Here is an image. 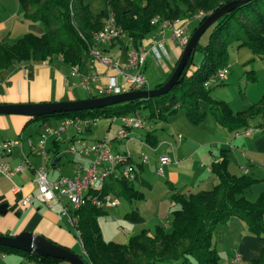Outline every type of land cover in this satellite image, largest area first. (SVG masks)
I'll list each match as a JSON object with an SVG mask.
<instances>
[{
  "label": "crops",
  "instance_id": "obj_1",
  "mask_svg": "<svg viewBox=\"0 0 264 264\" xmlns=\"http://www.w3.org/2000/svg\"><path fill=\"white\" fill-rule=\"evenodd\" d=\"M84 3L94 15L104 6V0H84ZM198 22L194 21V24ZM43 32L42 26L24 19V11L19 0H0V44L13 45L27 33L40 35ZM207 41L208 37L204 45ZM166 46L169 59L163 61L166 62L163 64L165 77L172 72L183 51L172 39L167 40ZM232 46L228 64L229 74L222 84L214 88L213 97L228 104L233 112L237 113L248 109L263 97L264 60L248 47H236L237 44ZM98 48L114 60L126 62V47L123 43ZM71 67L64 62L62 55H55L45 61L15 64L3 72L0 79V104L47 103L93 98L96 95L95 90L88 91L82 85V76L90 70L100 73L103 82H107L111 76H117L119 81L123 79L116 70H110L103 64L93 61L89 48L82 54L80 75L72 76ZM84 91L87 97L83 96ZM142 116L150 130L141 129L144 135L140 133L141 130L139 134L134 135L136 131L134 130L132 136L136 140L130 142L146 147L151 153L149 162L138 167L142 180L134 183L135 188L142 192L144 197L136 200L135 205L130 201L129 209L122 206L121 202L118 206L102 209L105 211L103 215L105 220L116 224L118 231L127 237L125 243L143 230H148L152 235L158 225L171 231L169 216L176 209L172 206L177 207L172 195L212 189L219 181L212 171V165L222 162L223 159L227 161V170L230 174L238 177L249 176L256 180L244 191L243 195L248 200L255 201L264 193V123L260 118L253 120L249 127L232 131L222 126L211 114L198 125L193 124L183 111L177 112L166 122L150 121L145 113ZM31 119L32 117L23 115H0V140H21V146L15 147L10 154H0V163L6 162L15 167L24 160L28 161L25 170L16 173L11 179L0 174V204L8 203L6 213L0 214V235L16 236L21 232H30L70 250L80 245V255H84L80 239L66 216L62 214V205L68 203L67 198L63 197L60 202L54 201L51 206L35 203L33 206L22 207L19 203L22 197L38 192L35 182L36 170L43 164L41 155L32 150L29 140L37 144L46 128L55 127L63 120ZM115 121L111 119V123ZM100 122L101 119L98 123ZM120 124L119 129L122 122ZM111 125L103 137H88L95 125L85 129L82 134H78L72 128L68 131L69 138L64 136L60 141L50 137L46 144L49 155L45 162L49 178L55 180L62 175L72 176L80 164H88L84 159L67 151L70 143L79 137L88 140L108 137L113 142V149L120 151L123 142L115 140L117 132L113 137L110 136ZM248 128H252V131L246 132ZM148 132L156 136L158 143L166 142L158 145L156 149L150 147L145 139ZM130 142L128 145L124 143L126 149L128 148L134 155L129 147ZM141 153L144 152L137 155ZM66 154L71 156L64 160ZM161 156H168L171 159L169 164L162 167L163 174L158 173ZM152 175H155L156 179H152ZM15 177L16 182L13 181ZM160 178L164 181L163 188L157 190V186H161ZM14 184L22 187L18 196L11 191ZM137 185L140 188H137ZM164 220L165 224L159 223L155 224L154 228L151 227L153 221ZM216 231L218 237L215 246L220 254L221 264H251L252 260L260 257L264 249V237L259 238L251 233L246 222L238 217H231L224 226H217ZM236 253L240 254L241 259L234 263ZM27 259L32 264H70L66 261L50 263L38 258H29L19 252H0V264H24Z\"/></svg>",
  "mask_w": 264,
  "mask_h": 264
},
{
  "label": "trees",
  "instance_id": "obj_2",
  "mask_svg": "<svg viewBox=\"0 0 264 264\" xmlns=\"http://www.w3.org/2000/svg\"><path fill=\"white\" fill-rule=\"evenodd\" d=\"M230 1L105 0V8L94 15L83 0H19L24 19L31 23L41 22L45 31L41 36L27 33L13 45L0 44V79L3 72L15 64L45 61L55 55H62L65 63L80 67L82 54L92 43V34L101 29L103 20L110 13L114 14L117 24L126 32L127 39L139 49L156 29L152 24L154 17L185 19L201 10L208 12V16ZM206 17L195 24L192 33ZM205 33H208L207 43L200 46L199 42L178 83L167 94L96 110L60 113L31 120L112 118L147 112L145 115L150 121L166 122L180 109H184L190 121L196 125L202 123L208 114L232 131L249 127L257 118L264 123V95L248 109L234 113L228 104L213 97L217 85L205 84L213 74L229 64L228 47L231 45L248 47L264 60V0H253L233 10ZM198 48L203 52L200 64L193 59ZM175 67L165 81L155 88L169 80ZM145 139L151 147L158 145L152 132H148ZM212 171L219 180L212 189L172 195L178 208L172 212L171 231L158 225L152 235L148 230H143L130 237L125 244L104 240L98 219L105 211L87 203L76 211L80 241L85 252L80 256L87 264H221L214 233L218 225H225L234 216L244 220L251 233L263 238L264 193L255 201L243 195L256 180L249 176L230 174L225 159L213 164ZM137 180H142L140 172ZM103 190L104 194L129 201L144 197L134 183L128 181L113 180ZM0 252H19L50 263L63 261L8 247H0ZM251 264H264V249Z\"/></svg>",
  "mask_w": 264,
  "mask_h": 264
},
{
  "label": "built area",
  "instance_id": "obj_3",
  "mask_svg": "<svg viewBox=\"0 0 264 264\" xmlns=\"http://www.w3.org/2000/svg\"><path fill=\"white\" fill-rule=\"evenodd\" d=\"M207 14L203 11L198 12L191 19H162L156 16L152 19V24L156 26L154 33L150 36L147 43L139 49L135 48L130 39H127L126 32L117 24L114 14L110 13L104 20L101 29L92 34V43L89 46L90 56L95 62L103 64L110 70H116L122 76L119 81L117 76H111L107 82H103L102 75L95 70H90L82 76V85L88 91L95 90L94 97H105L110 95L122 94L131 91L149 90L151 84L144 73L148 63V58H152L156 63L169 59L167 40H174L183 50L192 35V24L200 21ZM123 43L126 47V62L114 60L105 54L100 46H111ZM229 74V65L219 69L205 83L206 86L222 84ZM71 75H80L78 66L71 67ZM113 121L120 119L121 128L117 131V142L135 141L132 136L134 130H150L146 119L141 114H133L121 117H112ZM100 117L91 118H66L61 120L57 126L46 128L37 144L29 140L32 150H36L43 159V164L36 170L35 182L38 192L35 195L22 197L19 201L22 207L33 206L35 203L51 206L54 201L60 202L63 197L67 198L68 203L62 205V214L66 216L68 222L73 226L78 238L81 237L78 228V216L76 211L87 203L104 209L109 206L120 205V198L112 194H104V188L113 180L128 181L135 183L139 173L138 167L149 162V156L141 153L139 160L134 158L133 153L127 148L125 151L113 149V142L105 137L99 140H88L79 137L71 142L67 151L84 159L88 164H80L74 175H62L55 180L49 178V170L45 164L49 152L46 148L47 141L54 137L57 141L64 136L69 138L68 131L76 130L82 134L85 129L97 125ZM252 128L246 129L251 132ZM181 136H179L180 138ZM162 141L158 143H165ZM152 147L156 149L158 147ZM21 146V140H0V154H10L15 147ZM151 147V146H150ZM171 162L170 157L161 156L159 160L158 173L163 174L162 167ZM28 165V161L12 167L8 163H0V174L11 179L16 173L23 172ZM12 193L18 196L22 187L14 184L11 188ZM4 256L5 254L2 253ZM241 256L235 254L234 263L239 262ZM24 264H32L27 259Z\"/></svg>",
  "mask_w": 264,
  "mask_h": 264
},
{
  "label": "water",
  "instance_id": "obj_4",
  "mask_svg": "<svg viewBox=\"0 0 264 264\" xmlns=\"http://www.w3.org/2000/svg\"><path fill=\"white\" fill-rule=\"evenodd\" d=\"M251 1L253 0H232L210 13L192 33L169 80L158 88L82 100L30 104H0V115H23L35 118L67 112L96 110L120 103L149 99L167 94L178 83L192 53L196 50L197 45L208 28L226 14ZM7 208L8 203L0 204V214H5ZM0 247L20 250L28 254H36L39 257H51L66 261L70 264H87L79 254L69 248L60 246L43 236H37L30 232H21L16 236L0 235Z\"/></svg>",
  "mask_w": 264,
  "mask_h": 264
},
{
  "label": "rangeland",
  "instance_id": "obj_5",
  "mask_svg": "<svg viewBox=\"0 0 264 264\" xmlns=\"http://www.w3.org/2000/svg\"><path fill=\"white\" fill-rule=\"evenodd\" d=\"M83 2H84V0H83ZM105 6L106 5H105V0H104L103 9L105 8ZM102 10H99V11H102ZM201 11L205 12L206 14L208 13V12H206L204 10H201ZM201 11H199V12H201ZM196 14L197 13H195V14H193L191 16L185 17V18L186 19H191ZM37 24L40 25V26H42V28H44V25L41 22H37ZM194 26H195V24L193 22L191 28L193 29ZM44 31H45V28H44ZM42 34H44V32ZM42 34H40V35L38 34L37 36H41ZM207 37H208V33H205L202 36V38L200 40V46L204 45ZM236 47H238V46H236ZM232 48H233L232 45L228 47L229 59L231 57L230 50ZM193 57H194L193 59H194V62L195 63L200 64L202 62L203 52L200 50V48L197 49V51L194 53V56ZM164 61H167V60H164ZM164 63H166V62H163L162 61L161 63L160 62L156 63L155 61H153L152 58H150V57L148 58V63L146 65V67H145L146 69L144 70V73H145L146 77L149 78V81H150V84H151V89H153L156 85H158V84H160V83H162V82L165 81L166 77L163 75V70H164V65L163 64ZM83 96L84 97H87L88 96L85 91L83 93ZM179 111L180 112H182V111L185 112L184 109H180ZM145 113H147V112H145ZM100 119H101V122L98 123L99 125H95L93 127V132H91L88 135V137H92V138L103 137L105 135L107 129L109 128L110 124H112L111 125V129H110V136L113 137L115 135V133L117 132V130L119 129L120 125H121L120 124L121 123L120 120H116L115 122L111 123V119H109V118L100 117ZM140 130L141 129L136 130L134 132V135L139 134ZM140 133L143 134L144 132L141 130ZM129 147L135 153L134 154V157H136L137 160H139V156H140V155H137V153H140V152L146 153L149 157L151 156L150 151L146 147H144V146H140L139 144L130 142ZM125 149H126V145L123 142V143H121L120 151H124ZM68 156H71V155L70 154H66L64 156V160H67ZM152 179H156L155 175H152ZM16 180L17 179L15 177L13 179V181L16 182ZM160 180H162V181H160L161 182L160 183L161 186H157V190L163 188L162 187V184H163L164 181L161 178H160ZM137 188H140V187L137 185ZM120 202L122 203V206H124L127 209H129L128 206L131 204L130 201H128L126 199H122V200L120 199ZM135 203H136V200H132V204L135 205ZM176 206L177 207H175V205L172 206L173 209H175V208L177 209L178 208V205L176 204ZM110 215H111V217L113 216V214H110ZM171 218H172V213L169 216L170 222H171ZM98 223L100 225L101 232H102V236H103V238H104L105 241H107V242H115V243H119V244H124L127 241V237H125L124 235L121 234L120 231H118L116 224L110 222L107 219L105 220V218L103 216L99 217ZM159 223L165 224L166 223V220H164L163 222H159V221L154 222L153 221L151 227L154 228V225L155 224H159ZM220 226H224V225H218V227H220ZM154 230H155V228H154ZM133 233H135V232H133ZM216 233H217V231L214 233V238H213L215 244H216L217 237H218ZM72 251H74L75 253H77V254L80 255L81 254V247H80V245L76 246V248H74Z\"/></svg>",
  "mask_w": 264,
  "mask_h": 264
}]
</instances>
